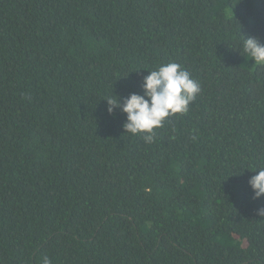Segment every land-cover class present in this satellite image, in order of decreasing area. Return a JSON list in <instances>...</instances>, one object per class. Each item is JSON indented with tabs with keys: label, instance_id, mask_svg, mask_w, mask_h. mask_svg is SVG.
<instances>
[{
	"label": "trees",
	"instance_id": "16d2710c",
	"mask_svg": "<svg viewBox=\"0 0 264 264\" xmlns=\"http://www.w3.org/2000/svg\"><path fill=\"white\" fill-rule=\"evenodd\" d=\"M249 36L264 0H0V264H264ZM168 62L201 91L147 143L105 99Z\"/></svg>",
	"mask_w": 264,
	"mask_h": 264
},
{
	"label": "clouds",
	"instance_id": "9594fccd",
	"mask_svg": "<svg viewBox=\"0 0 264 264\" xmlns=\"http://www.w3.org/2000/svg\"><path fill=\"white\" fill-rule=\"evenodd\" d=\"M242 48L251 57L256 66H264V44L258 38L243 37ZM143 95L135 93L121 99H105L107 112L111 114L119 108L126 114L123 128L126 133L143 135L147 143L154 140V129L163 126L166 118L185 114L189 105L201 91L200 84L191 78V74L176 62L162 63L157 68L148 71L142 83ZM257 172L248 180V185L253 192V198L264 196V168H257ZM258 216L264 217V208L257 209ZM41 264H52L47 255L41 258Z\"/></svg>",
	"mask_w": 264,
	"mask_h": 264
}]
</instances>
